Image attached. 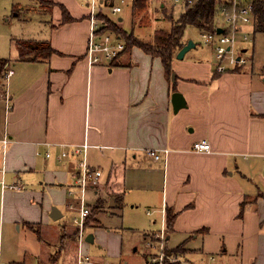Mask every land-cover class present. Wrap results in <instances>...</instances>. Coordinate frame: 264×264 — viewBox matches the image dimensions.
<instances>
[{
	"label": "crops",
	"instance_id": "obj_1",
	"mask_svg": "<svg viewBox=\"0 0 264 264\" xmlns=\"http://www.w3.org/2000/svg\"><path fill=\"white\" fill-rule=\"evenodd\" d=\"M88 1L52 0L49 9L38 0L14 6L39 15L38 31L20 39L46 40L54 52L23 59L12 39L13 58L0 56L14 70L7 98L0 97V120L6 115V125L0 121V178L7 185L4 191L0 186V264H79L80 250L91 264H113L94 259L93 244L111 252L104 237L114 239L122 256L128 231L147 256V240L161 230L177 264H211L209 258L216 264H264V65L252 61L218 72L211 51L198 58L190 50L182 59L177 51L173 81L161 57L134 45L109 64L90 66ZM164 12L169 22L153 33L142 29L153 19L142 23L132 7L129 25L123 13L117 20L149 41L158 29L170 28ZM175 91L187 102L178 111ZM6 133L11 141L4 154ZM200 140L210 143V151L193 149ZM85 141L89 164L101 172L98 186L86 191L92 192V212L85 241L72 234V220V229L64 222L62 233L48 240L44 228L57 229L52 221L79 207L78 193L69 194L76 187L78 159L59 155ZM150 148L161 157L151 156ZM53 207L62 213L58 218L51 216ZM18 232L30 236V244L18 240ZM68 240L77 250L62 258Z\"/></svg>",
	"mask_w": 264,
	"mask_h": 264
},
{
	"label": "built area",
	"instance_id": "obj_2",
	"mask_svg": "<svg viewBox=\"0 0 264 264\" xmlns=\"http://www.w3.org/2000/svg\"><path fill=\"white\" fill-rule=\"evenodd\" d=\"M134 1L135 0H119V2H115V0L88 1V8L90 10V32L87 58L90 66L97 63L109 64L115 61L120 57L126 47L125 40L114 31L105 28L98 14L103 8H108L111 16L112 14L118 15L123 11V5L125 3H133ZM218 4L220 7L218 15L221 17V22L215 23V29L213 30H200V42L213 52L216 71L225 72L230 69H235L247 62V57L244 56V53L248 51V48H244V44L251 41L250 32H255L256 15L253 0H230L229 2L223 4L219 2ZM218 27L223 29L222 32L217 31ZM13 73L14 70L9 68L6 75L7 78ZM6 108H10L9 102H7ZM10 141L11 139L8 133L1 139V146L4 154ZM89 146V143L85 141L71 147H64L61 155H59V158H64L72 154L78 159L76 187L80 190V195H78L80 218L78 219V217H75L74 222L78 223L80 227V243L85 239L84 230L86 227V219L90 213V207L87 205L86 201V191L91 187L94 188L98 186L101 173L98 167L91 166L88 162L87 156ZM193 149L198 152L210 151L211 145L207 140H200L195 143ZM165 151L167 152L168 150L165 149ZM148 153L155 159L161 157V153H159V149L157 148L148 149ZM47 155H50V153ZM5 171L6 169L3 167L2 172L5 173ZM0 186L3 191L7 187L4 177L0 178ZM69 192L71 194L73 190L71 189ZM157 235L162 238L160 241L162 246L160 248L158 247V253L161 251L159 259H163L165 253L162 251H164L166 243L165 231L161 230ZM78 263L91 264L92 262L88 254H84L80 250ZM1 264L7 263L2 262Z\"/></svg>",
	"mask_w": 264,
	"mask_h": 264
},
{
	"label": "rangeland",
	"instance_id": "obj_3",
	"mask_svg": "<svg viewBox=\"0 0 264 264\" xmlns=\"http://www.w3.org/2000/svg\"><path fill=\"white\" fill-rule=\"evenodd\" d=\"M156 1H157V3L154 2L151 6L152 1L146 0V6H145L146 11L141 12V14H138L136 16L138 18H140V16H141V22L143 19H145L147 21V20L153 19L150 16V12H151L150 10L152 9V11L154 12L155 18L152 20V23L148 24L142 28L145 32H152L153 33V31L156 28L163 27L169 22L167 19H165V15H164L165 9H166V15L168 18L176 19L179 17V14L183 11L184 6H185V0H178V1H176V0H160V1L156 0ZM229 1L230 0H220V2L222 4L229 2ZM243 1H248V0H243ZM28 2H29V0H0V56H7L9 58H13L12 55H14L16 52V45L17 44L15 45V42H13L12 39L18 40L20 38H23V35L31 34L34 30H37L40 27V24H38V22H37L39 15L37 13L33 12V9L30 12V11H27L24 7H22L21 10L19 8L15 7V8H17V10L14 11L15 5L19 4V5L23 6V5H26V3H28ZM39 2L42 4V6L44 8H48V9L51 8V5L53 4L50 0H40ZM115 2H119V0H115ZM165 3L167 6L162 5ZM218 3H219V1H218ZM131 7L133 9V3H125L123 5V11L118 15L112 14V16L110 15L111 13H110V10L108 8H103V10L98 14V17L101 19L100 21H102V23H104L105 28L108 29V21H107L108 17L116 19L123 13L126 16L125 19H126L127 25H129L130 17H131V14H130ZM218 7H219V4L217 5V10H216L217 16H215V23L221 22L220 21L221 17H220V15H218L219 11H220V7L219 8ZM26 17H28L27 20H25ZM157 17H158V19H156ZM256 22H257V19H256ZM186 35L190 39H193L196 43V46L193 47L192 49H190V50H192L191 53L195 54L198 58L206 57L208 55L207 52L209 53L211 50L208 49L205 45H203L200 42L201 41L200 30L195 26H192V25L188 26L186 29ZM250 37H251V41L244 44V48H249L248 51H246L244 53V56L247 57V63H249V62L252 63V61H253L255 67H257L258 65L259 66L264 65V33L258 32L257 34H254V32L251 31ZM254 45H255V52L253 51ZM211 53L213 54L212 51H211ZM253 54H254V59H252ZM213 59H214V57H213ZM7 80H8V78H7ZM0 97L5 98V99L7 98L6 88H1ZM3 115H4V111H3ZM3 117H4V119H3ZM3 117L0 121L2 122V120H3V123L6 125V115ZM190 126H192V125H188V130H189ZM76 189L78 192H76ZM72 190H73V193H71V194L69 193L70 195H75L77 193H78V195H80V190L77 187L72 188ZM90 195H92V192L89 190L86 193V199H87L88 203H90L92 200ZM69 212H70V214H69ZM91 212H92V209L90 208V213L87 216V218L90 216ZM75 217H78V219L80 218V204H79L78 208L74 207L72 210H68V212H66L65 216L62 217L61 219H59L58 221H54V222L52 221V223H55V225L58 226L57 229H55L54 225L49 226L47 228H44V230H46L45 237L48 240H51V238L54 235H56L57 233H59V234L62 233V228H63L64 222L68 223L70 225L69 228L72 229L71 228V220H72V227H73V223L77 227L73 231L72 234L75 235L76 238L79 240L80 227L78 226V223L74 222ZM87 232H88V228L85 227L84 237L86 236ZM124 234H125V236H124V241H123V254H122V256L117 255L118 254L117 252H119L117 243L114 239H111L109 237H104V240L107 243L111 244V247H112L111 252H109V250L104 246V244L98 243V244L103 245L102 248L104 249V251H100V247L94 246V244H93L92 248L89 250V253L92 255V257L94 256L93 257L94 259L103 260V262L106 259H108L113 264H166L165 263L166 260H168L171 264H177L174 261V256L172 254H169V252H168L169 250H175V249H169L167 246V243H165L164 251H162L165 253L164 258L159 259L161 251H160V253H158V250L162 246V243H160L162 238H160L157 235L158 232L152 233L150 235L149 239L147 240L148 251L150 249V252H148L149 254L147 256L145 254L146 248L144 247L143 243L142 244L141 243H139V244L134 243L133 244L130 232L126 231V232H124ZM17 239L22 241L24 245L30 244V242H31L30 236H26V234H23V232H18ZM173 242L174 241L168 242L169 246H171L173 244ZM136 247H138V249L134 250V248H136ZM54 250H55V248L54 249L51 248V253ZM75 250H77L76 246L72 244L71 240H68L65 243V249H64L62 258L73 256L75 254ZM112 250H115L116 253H114V252L112 253ZM176 250L178 253L179 249L177 248ZM85 252H86V250H85ZM204 258H208V257H204ZM211 259L212 258L208 259V260H210L211 264L217 263V261H212ZM191 260H193V259L190 258V261ZM185 261H186V259L183 261V264L185 263ZM195 261L200 262V263L203 262V260H199V259L198 260L195 259Z\"/></svg>",
	"mask_w": 264,
	"mask_h": 264
},
{
	"label": "trees",
	"instance_id": "obj_4",
	"mask_svg": "<svg viewBox=\"0 0 264 264\" xmlns=\"http://www.w3.org/2000/svg\"><path fill=\"white\" fill-rule=\"evenodd\" d=\"M218 1L220 2V0H185L184 9L179 14V17L176 19L170 18V28L158 29L154 34V38L149 41L141 39L133 32L124 29L119 25L117 19L108 17V29L114 31L125 40L126 47L122 53L129 51L134 45H138L148 53L161 57L166 72L169 78H171L174 72L172 62L175 54L186 44L184 35L187 26L192 25L199 30L215 29V16ZM253 4L257 19V22L255 19V32H264V0H253ZM145 6L146 0H135L133 2L134 16L141 14V12H145ZM16 44L19 49L20 57L23 59L36 60L40 57H47L54 52V49L46 40L18 39ZM9 60V58L0 57V92L1 88H6V75L8 72ZM172 218L173 216L169 214L167 219L168 231H171L173 228ZM31 227H33V225H31ZM35 231L38 234L40 233L36 229ZM39 237L41 238L40 234ZM62 237L64 238L65 235L62 234ZM56 254L52 256V259L55 257L57 258ZM165 263L171 264L168 260H166Z\"/></svg>",
	"mask_w": 264,
	"mask_h": 264
},
{
	"label": "water",
	"instance_id": "obj_5",
	"mask_svg": "<svg viewBox=\"0 0 264 264\" xmlns=\"http://www.w3.org/2000/svg\"><path fill=\"white\" fill-rule=\"evenodd\" d=\"M222 28L218 27L217 31L222 32ZM196 46V43L193 39H189L186 44L178 51L177 58H184L187 51ZM172 80H176V73H172ZM172 103L175 111H178L180 108L187 105L186 98L181 91H175L172 93ZM61 211L57 207L52 208L51 216L53 218H58L61 215Z\"/></svg>",
	"mask_w": 264,
	"mask_h": 264
}]
</instances>
